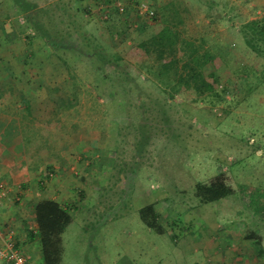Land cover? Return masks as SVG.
I'll list each match as a JSON object with an SVG mask.
<instances>
[{"label":"rangeland","instance_id":"1","mask_svg":"<svg viewBox=\"0 0 264 264\" xmlns=\"http://www.w3.org/2000/svg\"><path fill=\"white\" fill-rule=\"evenodd\" d=\"M29 1L36 5L24 14L15 0H0V94L15 113L18 103L30 106L22 124L50 145L42 147L45 187L74 217L60 264H212L204 246L231 229L240 246L264 244V59L240 30L264 17V0ZM140 2L155 16L140 17ZM169 16L186 38L230 56L238 84L226 101H171L158 77L127 59L100 69L90 48L123 56ZM48 28L60 49L49 48ZM57 125L67 137L52 145L46 131ZM218 176L234 194L202 203L196 185ZM149 204L162 232L141 217Z\"/></svg>","mask_w":264,"mask_h":264},{"label":"trees","instance_id":"2","mask_svg":"<svg viewBox=\"0 0 264 264\" xmlns=\"http://www.w3.org/2000/svg\"><path fill=\"white\" fill-rule=\"evenodd\" d=\"M15 1L24 14H28L27 11L36 5L29 0ZM28 16L30 22L40 23L37 21L36 15ZM167 20L158 31L133 43L123 56L107 54L101 44L94 45L90 48L92 52H89L92 53V56L97 57L100 69L105 66L120 67L121 65H116V63L114 65L113 59L117 64L127 59L130 63L140 67L142 71L158 77L164 92L169 95L171 101L177 97L195 101L208 98L215 104L226 101L230 88L236 89L238 84V81L232 80L234 69L231 66V61H228L230 56H221L215 53L205 46V41L202 39L186 38L180 30L179 21L175 22L171 16L167 17ZM240 30L246 45L264 59V17L245 22ZM46 31H49V36L53 39L52 43L48 42L50 45L52 44L49 48L60 49V41L55 39L54 35L56 32L51 28ZM64 62L68 66V62ZM239 64L242 63L237 61V65ZM127 74L129 75V73ZM104 78L107 77L104 75ZM74 85L76 86V83ZM0 98L6 101L3 93L0 94ZM28 109L30 112V106ZM61 131L59 125L54 129L47 130L46 141L52 145L58 144L61 139L67 137ZM24 132H26L24 134L25 144L30 151L34 150L42 156L44 151L50 148V145L47 147V144L43 146L39 129H34L32 132L25 129ZM48 135L50 136L48 137ZM41 156L35 161L41 160ZM232 194H234V189L221 176L214 178L209 183L196 185V197L202 203L219 201ZM34 214L42 244V264H60L64 250L63 234L74 221L71 211L54 199L45 198L37 202ZM140 214L149 228L162 232L160 215L153 204L143 207Z\"/></svg>","mask_w":264,"mask_h":264},{"label":"crops","instance_id":"3","mask_svg":"<svg viewBox=\"0 0 264 264\" xmlns=\"http://www.w3.org/2000/svg\"><path fill=\"white\" fill-rule=\"evenodd\" d=\"M9 106L7 101L0 104V224L3 230L15 231L16 242L29 264H42V244L34 214L35 205L45 198L54 199L65 207L67 204L65 199L56 196L58 193L54 195L53 190H47L42 176L41 165L44 160H39L36 165L35 160L41 155L26 147L22 135L25 126L22 124L21 111L28 109L29 105H14L16 113L10 110ZM60 189L58 186V190ZM219 230L220 227L217 232ZM231 230L222 231L217 237L219 241L216 245L204 246L205 251L213 250V253L208 255V261L212 264H264V258L260 259V256H264L262 239L255 240L256 247L250 242L249 245L240 246L243 238L232 240L229 236ZM231 253H244L245 257L241 256V259L235 260L236 258L223 256Z\"/></svg>","mask_w":264,"mask_h":264},{"label":"built area","instance_id":"4","mask_svg":"<svg viewBox=\"0 0 264 264\" xmlns=\"http://www.w3.org/2000/svg\"><path fill=\"white\" fill-rule=\"evenodd\" d=\"M137 14L140 17L151 19L155 16L154 8L146 2L135 5ZM120 13H125L126 7H118ZM104 18H109V13H103ZM0 264H29L26 256L18 246L13 229L3 230L0 224Z\"/></svg>","mask_w":264,"mask_h":264}]
</instances>
